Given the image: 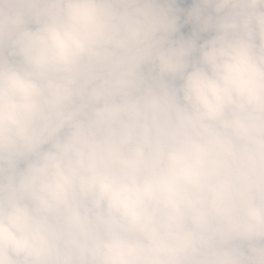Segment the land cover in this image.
I'll use <instances>...</instances> for the list:
<instances>
[{
  "label": "clouds",
  "instance_id": "clouds-1",
  "mask_svg": "<svg viewBox=\"0 0 264 264\" xmlns=\"http://www.w3.org/2000/svg\"><path fill=\"white\" fill-rule=\"evenodd\" d=\"M0 264H264V0H0Z\"/></svg>",
  "mask_w": 264,
  "mask_h": 264
},
{
  "label": "rangeland",
  "instance_id": "rangeland-1",
  "mask_svg": "<svg viewBox=\"0 0 264 264\" xmlns=\"http://www.w3.org/2000/svg\"><path fill=\"white\" fill-rule=\"evenodd\" d=\"M189 4H195L196 0H188ZM194 27V25L192 23H189L187 25H185L182 29L181 32L185 35H189L191 33L192 28ZM202 38H206V37H202Z\"/></svg>",
  "mask_w": 264,
  "mask_h": 264
}]
</instances>
